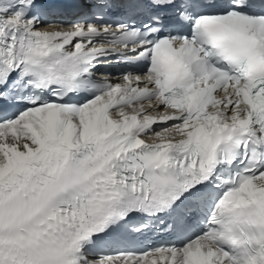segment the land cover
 <instances>
[{
    "label": "snow or ice",
    "instance_id": "obj_1",
    "mask_svg": "<svg viewBox=\"0 0 264 264\" xmlns=\"http://www.w3.org/2000/svg\"><path fill=\"white\" fill-rule=\"evenodd\" d=\"M0 264H264V0H0Z\"/></svg>",
    "mask_w": 264,
    "mask_h": 264
}]
</instances>
